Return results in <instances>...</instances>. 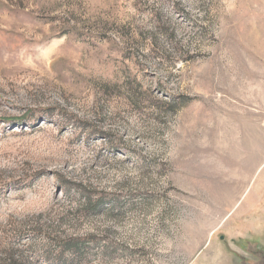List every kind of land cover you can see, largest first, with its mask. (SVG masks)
<instances>
[{
    "label": "rangeland",
    "instance_id": "obj_1",
    "mask_svg": "<svg viewBox=\"0 0 264 264\" xmlns=\"http://www.w3.org/2000/svg\"><path fill=\"white\" fill-rule=\"evenodd\" d=\"M263 253L264 0H0V264Z\"/></svg>",
    "mask_w": 264,
    "mask_h": 264
},
{
    "label": "flooded vegetation",
    "instance_id": "obj_2",
    "mask_svg": "<svg viewBox=\"0 0 264 264\" xmlns=\"http://www.w3.org/2000/svg\"><path fill=\"white\" fill-rule=\"evenodd\" d=\"M255 264H264V253L261 255V258Z\"/></svg>",
    "mask_w": 264,
    "mask_h": 264
},
{
    "label": "trees",
    "instance_id": "obj_3",
    "mask_svg": "<svg viewBox=\"0 0 264 264\" xmlns=\"http://www.w3.org/2000/svg\"><path fill=\"white\" fill-rule=\"evenodd\" d=\"M65 246H66V245H65ZM68 246L70 247V246H71V244H69V243H68ZM63 247H64V246H63Z\"/></svg>",
    "mask_w": 264,
    "mask_h": 264
},
{
    "label": "bare ground",
    "instance_id": "obj_4",
    "mask_svg": "<svg viewBox=\"0 0 264 264\" xmlns=\"http://www.w3.org/2000/svg\"><path fill=\"white\" fill-rule=\"evenodd\" d=\"M258 156V155H257ZM228 196H230V195H228Z\"/></svg>",
    "mask_w": 264,
    "mask_h": 264
}]
</instances>
